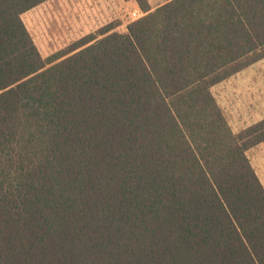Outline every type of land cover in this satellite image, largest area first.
Returning <instances> with one entry per match:
<instances>
[{"label": "trees", "instance_id": "obj_1", "mask_svg": "<svg viewBox=\"0 0 264 264\" xmlns=\"http://www.w3.org/2000/svg\"><path fill=\"white\" fill-rule=\"evenodd\" d=\"M0 0V264H264V117L213 89L264 60V0H170L42 57Z\"/></svg>", "mask_w": 264, "mask_h": 264}, {"label": "rangeland", "instance_id": "obj_2", "mask_svg": "<svg viewBox=\"0 0 264 264\" xmlns=\"http://www.w3.org/2000/svg\"><path fill=\"white\" fill-rule=\"evenodd\" d=\"M167 0H146L151 6ZM136 14L133 16L132 13ZM144 13L135 0H48L21 16L42 57L64 50L73 42L95 34L104 26L126 33V27ZM213 93L236 129L264 117V60L220 84ZM264 183V145L252 155Z\"/></svg>", "mask_w": 264, "mask_h": 264}, {"label": "crops", "instance_id": "obj_3", "mask_svg": "<svg viewBox=\"0 0 264 264\" xmlns=\"http://www.w3.org/2000/svg\"><path fill=\"white\" fill-rule=\"evenodd\" d=\"M168 1H170V0H167V1H165V2H163V3H160V4H158V5H153V6H151L150 7V5L148 4V7L150 8V10L152 11L153 9H155L156 7H158V6H160V5H162V4H164V3H166V2H168Z\"/></svg>", "mask_w": 264, "mask_h": 264}, {"label": "built area", "instance_id": "obj_4", "mask_svg": "<svg viewBox=\"0 0 264 264\" xmlns=\"http://www.w3.org/2000/svg\"><path fill=\"white\" fill-rule=\"evenodd\" d=\"M135 14H136L135 12L132 13L133 16H134Z\"/></svg>", "mask_w": 264, "mask_h": 264}]
</instances>
